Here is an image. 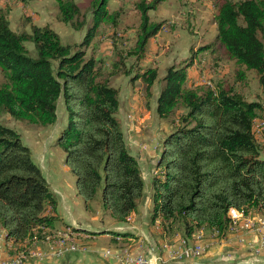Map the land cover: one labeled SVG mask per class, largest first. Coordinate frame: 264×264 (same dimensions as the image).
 Wrapping results in <instances>:
<instances>
[{"label":"trees","instance_id":"obj_1","mask_svg":"<svg viewBox=\"0 0 264 264\" xmlns=\"http://www.w3.org/2000/svg\"><path fill=\"white\" fill-rule=\"evenodd\" d=\"M107 1L89 0L81 11L74 0H54L55 22L72 32L84 31L72 44H63L48 25L36 26L29 16L21 19L19 31L11 30L7 11L0 9V118L7 115L45 129L56 122L61 99L66 121L55 145L74 177L76 195L85 212L96 203L114 226H122L145 193L117 118L119 90L112 82L140 79L146 108L154 102L155 116L172 125L160 142L157 172L149 181L150 222L160 220L164 233L178 232L182 240L193 241L199 229L221 238L233 218L250 213L264 217L263 149L253 131L264 105L248 101L233 86L251 74L264 92V0H212L213 42L191 53L184 66L167 67L161 77L157 68L143 69L140 62L148 41L165 25L149 16L164 0H133L129 8L120 3L110 12ZM128 15L132 25L121 22ZM99 25L109 30L107 62L84 54L102 35ZM129 31L131 36H125ZM200 51L232 65L231 84H224L222 76L212 84L184 87L187 69ZM55 207L29 148L0 120V232L5 240L25 251L42 232H55ZM67 227L77 234H98Z\"/></svg>","mask_w":264,"mask_h":264},{"label":"rangeland","instance_id":"obj_2","mask_svg":"<svg viewBox=\"0 0 264 264\" xmlns=\"http://www.w3.org/2000/svg\"><path fill=\"white\" fill-rule=\"evenodd\" d=\"M132 1L133 0H115V2L122 3V6L125 9L130 7V3ZM49 2L50 0H0V9L7 11V19L9 21V27L11 30L19 31L22 25L20 24V22H22L21 19H24L25 16H29L31 17L32 23H49V25L54 28V32H56L63 44H72L74 42H79L84 34V31L78 33L72 32L71 29L66 26L60 28L61 25L56 24L57 22H55V20H53L52 22L53 17L51 19V15L48 16V14L53 9V7L52 3ZM74 2L80 6L81 11L86 10L89 5V0H74ZM213 12L214 9L212 6V0H164L157 4L155 9L149 12V16L153 20L164 21L165 25L161 30V35L156 38L155 42L153 41L154 38H152V41H149L145 56L140 63L145 67L157 68L159 77L164 74L165 69L169 66H184L187 63L191 53L196 52L200 46H204L209 42H213L215 37V27L212 21ZM37 15H42V18L39 19ZM88 19L89 18H87V20ZM88 21L90 22V19ZM121 22L123 24L132 25V15H128L127 18L122 17ZM99 28V32H101L102 35L99 37V39L97 37L92 40L87 49L84 51V54L86 57L92 55L97 60H104V62H107L109 58L107 57L106 52L110 50V41L106 36L109 35V30L103 25H99ZM125 36L130 37L131 31L127 32ZM161 36L163 38H161ZM94 45H96L95 48ZM170 46L173 47V50ZM26 47L30 49L29 44L26 45ZM216 67L217 70H214V68ZM232 68V65L226 60L219 59L218 61H213V56L208 52H197L196 57L192 60L191 66L187 69V79L185 80L184 87L190 88L198 84H204L205 82H211L212 84V80L215 82L222 76L224 78V84L229 85L231 84L229 75L232 72ZM118 80L119 79L115 78L112 82V85L120 89L127 86V83L124 80ZM1 82L2 76L0 75V83ZM136 86H138L137 92H139L140 94H138L136 98L145 109L142 84L138 83V85ZM233 86L235 91L243 95L248 101H259L264 105V92L258 88L251 74L247 75L246 81L244 83H237L235 85L233 84ZM157 90L158 85H154L152 89L154 95L156 94ZM120 98L123 103L125 101V97L120 94ZM151 102L152 101H150L149 103L150 110L146 109V111H148V117H146V115L145 120L138 124V126L136 127L138 128V133L140 132V129L144 130L143 135L142 132H140V134L138 135L140 139V143L138 145L139 147H137L138 149H133L136 158H138L141 163L146 162L148 157L155 158L156 156H158V150L163 136L172 129V125L165 122L164 123L166 128L160 127L159 123L163 121L159 122L154 116L153 109H151L153 102ZM180 110L181 109H177L176 113H178ZM56 115V122L52 126H49L45 129H34L25 126L22 123L11 120L7 115H3L0 118L1 122L4 125L12 128L17 132L22 144L29 148L33 161L41 169L42 174L49 180L52 174H56L59 177L62 173V167H64V155L62 151L55 145L56 138L58 137L66 121L65 112L61 104V99H59L57 102ZM139 118H142V116L139 115ZM127 124L128 123L123 122L122 129L125 137L128 138L129 127L127 126ZM146 125H149L150 128H146ZM164 129L166 130V132L164 131ZM253 131L258 142L262 146V156L264 157V110L262 113H260L259 117L255 119L253 124ZM66 175L68 178H70L69 182L74 188L73 175L68 170ZM145 179H147V177H145ZM146 181L147 180H145V182ZM98 195L99 194H97V198ZM91 208L92 212H90L89 214H96L95 225H101V228L94 229L93 227L87 226L81 228H84L88 232H93V230L99 231L102 228L111 227L109 224H101L104 219H108L101 212L96 203H93ZM249 219L250 217L241 220L242 224ZM80 222L83 223L82 221ZM196 232L194 235L195 239ZM42 234L43 236L39 240L42 242H49L55 237L54 231H50L48 233L47 231H44L42 232ZM73 234L76 236H80L78 237L80 239L83 237L82 234ZM179 234L180 233L178 232L176 233V235ZM199 238L200 234H198V239ZM203 239H205L204 241H206L207 243L208 237H203ZM201 240L202 239H199V241ZM35 241L37 240H33L31 245L26 248L25 251L21 250L20 255H27L29 251L35 246ZM81 242L82 241H80V243ZM167 245V243H164V247ZM36 249L38 251H41L43 250V247L38 246ZM13 251H16V249L13 248ZM13 251H10L11 254L13 253ZM123 252L124 251H122L121 253ZM201 256L202 254L198 258H200ZM146 257L153 256L150 255ZM154 258H152V264L159 263L158 261L153 260ZM187 260L192 259H179L173 260V262L175 264H184V262ZM255 263L258 262H253V264ZM247 264L252 263L250 262Z\"/></svg>","mask_w":264,"mask_h":264},{"label":"crops","instance_id":"obj_3","mask_svg":"<svg viewBox=\"0 0 264 264\" xmlns=\"http://www.w3.org/2000/svg\"><path fill=\"white\" fill-rule=\"evenodd\" d=\"M49 3H52L53 7L54 0H50ZM119 5L120 2L108 0L106 9L110 12L116 9ZM54 11L55 10L53 7V9L48 14V16L51 15V19L53 17L52 22L54 20ZM37 16L39 19L42 18V15ZM33 24L36 26L48 25L54 31V28L51 27L49 23L45 22L43 24ZM56 24L61 25L60 28L66 26L58 22ZM160 35L161 31L155 37H153V41L155 42L156 38ZM161 38L163 37L161 36ZM149 41H152V39ZM170 47L173 50V47ZM140 66L143 69L150 68L143 66L141 63ZM117 79H119L118 81L124 80L127 83V86L121 89L116 87L119 90V113L117 118L120 122L121 129L123 122L128 123L127 126L129 127V139L125 137L124 133L123 135L128 149L132 150L130 153L132 152L131 154L136 158L133 149H138L137 147H139L138 145L140 143L138 135L140 132H142L143 135L144 132V130L140 129V132L138 133V128L136 127L145 120L146 115V117H148V111H146L148 108H146L145 102L144 109L136 98V96L139 94V92H137L138 86L136 85H138V83L142 84V82L140 79H137L133 84H131L127 78L118 77ZM120 94L125 97V101L123 103L120 98ZM153 108L154 102L151 106V109ZM139 115H141L142 118H139ZM156 119L159 121L157 117ZM159 125L161 128L165 127L164 122H160ZM146 128L149 129V125H146ZM164 131L166 132L165 129ZM126 139L130 144L126 141ZM136 159L140 169L141 178L144 183L145 198L140 202L136 211L130 214L126 224L122 226H114L111 220L104 219L101 224H109L111 227H105L99 231L93 230L94 233H98L95 236L83 235L81 239L78 238L77 243H79L80 246L75 251L65 252L58 257L44 255L43 257L37 259L31 258L28 259L24 264H116L117 260L115 256H121L123 254L121 253L122 251L128 253L131 256H135L137 254H141L145 257L151 255L153 256L152 258L155 256V260L159 262L157 264H175L173 261L166 259L164 243H167V246L171 247L181 238L179 235H176V233L171 236L164 233L161 230L160 220H155L153 223L149 220L152 210L151 202L149 200V181L151 177L157 172V156L155 158L148 157L147 161L144 163H141L138 158ZM67 170L68 169L65 166L62 167V173L60 176L58 177L56 174H52L50 180L42 174L49 184L50 191L56 203L55 215H57L58 220L54 222L53 229L55 231H63L68 229L67 226L82 230H85L84 228H81L84 226L100 229L101 225H95L96 214L93 213L90 215L89 213L85 212L82 201L76 195L75 188H73L69 182L70 178H68L66 175ZM144 176L147 177V179H145ZM145 180L147 181L145 182ZM250 214L253 215V219L261 218V216L257 214ZM250 214L242 217L241 219H236L232 225L230 224L228 231H226L224 236L221 238H216L213 234L199 229L201 230V232L198 233L200 234L199 239L203 240L200 242L204 247V252L200 258L187 260L184 262V264H247L250 262L253 264L255 261L258 262L255 264H264V250H259V242L261 239L259 238L258 234L253 232L237 231V228H233L247 226V221L242 224L241 220L250 217ZM109 231L128 233L131 235V237L121 238L111 236L110 234H107ZM203 237H208L207 243L204 241L205 239H203ZM80 241L82 242L80 243ZM16 246L17 245L13 242L5 240L3 231L0 232V258L3 259L7 257V255L11 254L10 251H12V249ZM108 251L109 255L106 254Z\"/></svg>","mask_w":264,"mask_h":264},{"label":"built area","instance_id":"obj_4","mask_svg":"<svg viewBox=\"0 0 264 264\" xmlns=\"http://www.w3.org/2000/svg\"><path fill=\"white\" fill-rule=\"evenodd\" d=\"M241 219V216L233 218ZM237 228V231L253 232L257 233L261 241L259 242V250H264V217L260 219H253L250 214V220H247V226L245 227H233ZM201 230H197L196 239L193 241L178 240L173 246H165V257L167 260H179V259H195L198 258L204 252V247L198 240V233ZM78 237L73 235L69 229L63 231H55V237L49 242L35 241V246L29 251L27 255H20V251H13L12 254L7 255L4 259H0V264H24L28 259L41 258L46 256H61L65 252L75 251L80 245L76 239ZM43 246L44 249L38 251L37 247ZM45 250V251H44ZM109 255V251L106 252ZM116 264H152V257H145L141 254L131 256L126 252H123L121 256H115ZM155 260V258L153 259Z\"/></svg>","mask_w":264,"mask_h":264},{"label":"bare ground","instance_id":"obj_5","mask_svg":"<svg viewBox=\"0 0 264 264\" xmlns=\"http://www.w3.org/2000/svg\"><path fill=\"white\" fill-rule=\"evenodd\" d=\"M252 218H253V215H252ZM249 220H250V219H249ZM72 234H73V232H72ZM73 235H74V234H73ZM77 237H80V236L77 235ZM22 255H23V254H22Z\"/></svg>","mask_w":264,"mask_h":264}]
</instances>
